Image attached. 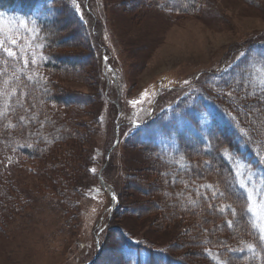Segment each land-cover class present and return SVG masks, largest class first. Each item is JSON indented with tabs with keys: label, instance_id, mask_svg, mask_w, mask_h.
Returning a JSON list of instances; mask_svg holds the SVG:
<instances>
[{
	"label": "rangeland",
	"instance_id": "rangeland-1",
	"mask_svg": "<svg viewBox=\"0 0 264 264\" xmlns=\"http://www.w3.org/2000/svg\"><path fill=\"white\" fill-rule=\"evenodd\" d=\"M79 1L70 0L79 18L77 16L75 21L69 13L63 14L57 24V36H64L61 53L74 57L62 61L73 72L62 75L58 81L62 92L67 91L77 98L88 96L91 100L85 107L79 105L67 112L64 111L65 108L57 106H49L45 113L36 112L44 115V118L51 114L50 120L57 122L56 127L59 126V129L71 121L68 124L70 135H76L80 139H69L70 141L56 144L53 150H47L48 155L42 160H35L36 162L32 158L8 159L6 167L9 170L7 178L10 190L6 189L4 192L7 184L1 181L0 191L12 203L13 216L8 217L11 212L0 216V264H76L88 260L87 256L80 253L79 242L86 241L91 236V226L95 224L98 207L104 205V199L96 198L92 203L86 199L80 200L73 186L80 182L83 175L89 174L86 165H90L89 154L92 148L104 146V140L107 141L105 148L109 146L113 128L104 129L107 102L103 101L100 93L101 82H98L100 79L97 77L99 65L95 57L97 53L95 56L91 54L90 46L84 38L86 33L81 32L79 25L88 32L96 29L109 53L123 66L127 81L124 101L127 108L133 111L132 118L136 122L150 118L158 109L171 107L190 87L200 88L205 72L220 68L231 49L264 34V0H255L253 4L248 0H200L201 12L198 14H175L155 8V4L170 5L179 0H90L88 8L87 0ZM180 3L185 4L183 0ZM0 20L9 24L13 21L4 17ZM0 29L9 36L10 25L0 24ZM53 35L56 36L55 31ZM257 58L264 59L261 56H255L254 59ZM225 65L226 63L223 66ZM48 73L43 70L38 78L27 71L17 82L19 91H28L27 85L35 87L43 80H47L52 87ZM27 76L32 79L28 80ZM243 81L250 85L256 80L247 73ZM193 83L195 84L191 85ZM179 87L181 90L175 89ZM208 88L212 90L211 86ZM38 90L42 92V89ZM58 91L61 92L60 88ZM122 98L120 93L110 98L120 116ZM42 99L40 100L43 101ZM33 101L36 100L31 95L15 96L16 108H22L19 110L20 114L24 110L27 112ZM53 111L58 115L64 112L67 122L55 116ZM14 120L17 124L26 119ZM37 123L38 128L33 135L39 141L51 143L47 137L52 141L54 131L48 132L46 137L44 131L47 126L44 128L41 122ZM133 124L139 126L135 122ZM263 124L264 121L261 122ZM123 142L124 136L121 154L113 155L111 161L110 157L106 158V164L102 167L106 169L105 172L111 170V173L122 174L126 185L123 195L125 210L114 218L113 227L121 228L134 237L139 236L160 247L174 244L187 246L191 236L190 232L184 233L188 228L187 221L177 217L184 214L183 219L189 215L191 218L195 214L198 217L195 221L200 227H204V230L215 227V232L220 233L224 222L218 215L222 206L211 208L215 205L211 185L220 191V181L209 175L210 171L206 166L196 165L195 171H190L189 178L198 181L199 194L195 189L184 191V188H170L173 182L168 180L166 170L161 169L162 165L157 161L153 162L149 152L145 154L142 150L131 149ZM113 153L112 151L111 154ZM121 155L124 166L113 163ZM98 168L99 178L104 180L102 168ZM61 169L65 176L58 179ZM213 170H219L217 162L214 163ZM171 173L174 170H169V174ZM60 187L62 191L72 192L71 197L65 196L60 190L56 193ZM92 189L96 193L101 190L98 187ZM185 192L189 195L184 194ZM260 197L257 202L252 196V207L261 236L264 234V192ZM15 203H18L17 207L14 206ZM207 217L210 220H201ZM239 218L243 220L242 214L238 219L234 218L233 222L245 233ZM91 251L96 253L94 257L98 254L94 246ZM184 252H187L188 258L193 256L192 260L199 261L195 249H186ZM100 253L96 264L102 260L103 250ZM116 254L117 246L111 241L110 249L106 251L108 258L100 263L119 264Z\"/></svg>",
	"mask_w": 264,
	"mask_h": 264
},
{
	"label": "trees",
	"instance_id": "trees-1",
	"mask_svg": "<svg viewBox=\"0 0 264 264\" xmlns=\"http://www.w3.org/2000/svg\"><path fill=\"white\" fill-rule=\"evenodd\" d=\"M254 1L248 0L250 4H253ZM183 3L185 4H181L179 0V2L170 5L158 4L157 6L155 4V8L175 14H198L201 12L200 0H183ZM151 4L153 3L151 2ZM0 13L3 14L0 15V19L3 17L7 20L13 19L11 24L3 23L0 20V24L11 26L9 36L0 29V37L20 40L21 47L25 49L23 52L29 61L33 56L37 61L35 65L30 62L27 69L18 62L16 67L20 69V78H23L27 71L30 75H34L33 77L39 78L44 70L49 72L47 75H50L52 81V87L47 80L41 81L35 87L27 85L28 91H19L18 84L14 80L9 83L8 87L16 86L15 96L31 95L36 100L32 102L33 104L27 112L24 110L20 114L19 110L22 108H16L15 96L10 100L11 107L9 109H5L3 101L0 100V111H7V115L0 116V182L4 181L7 184L4 187L5 192L6 189L10 190L7 178L9 170L6 167L9 158H32L36 162L35 160H42L48 155L47 150L49 148L53 150L57 146L56 144L70 140L79 141L80 139L76 135H70L68 124L71 121L67 122L65 119L67 115L64 112L58 115L53 111L55 116H59L62 121L66 120L67 122V126L65 125L61 129L59 126L56 127L57 122L50 120L51 114L44 118V115L41 116L37 112L45 113L49 110V106L65 108L64 111L67 112L72 107L86 106L91 97L83 95L85 98H77L76 95L65 90L62 92L63 89L59 86L58 79L62 75L65 76L73 72L62 63L63 60H70L73 55L61 53L64 36H57V24L60 23L63 14L69 13L68 15L72 16L75 21L77 20L78 15H76L70 0H0ZM78 27L81 32L86 33L84 38L90 46L91 54L95 56L97 53L95 57L99 65L97 77L100 79L98 82H101L100 93L103 101L107 102L103 119L104 129L113 128V133L107 148H105L107 141L104 140V146H96L90 151V165H86L89 174L83 175L80 182L73 186L77 197L92 203L91 188L101 184L98 167L102 168L106 164V155L113 147L116 130L119 127L120 142L113 150L114 153L111 154L109 161L113 155L121 154L124 136V144L131 149L142 150L145 154L149 152L153 162L157 161L162 165L161 169L166 170L165 175L168 180L173 182L170 188H184V191L195 189L197 194L199 193V184L198 181L189 178L190 171L193 173L196 165L206 166L210 171L209 175L220 181L218 184L220 191L216 186L211 185L212 191L215 193V205H212L211 208L222 206L218 217L222 218L224 222L220 233H217L215 227L210 230L200 227L195 221L198 217L194 213L195 217L191 218L189 215L183 219L184 214L177 217L187 221L186 227L188 228L184 233L190 232L189 235H191V239L188 238L187 246L174 244L160 247L139 238V236L134 237L127 231L112 226L114 218L125 210L124 176L119 173H111V170L105 172L106 169L102 168L104 181L113 185L119 194V201L113 214L108 213L104 216L105 222L101 229H105L100 236L103 257L97 264H101L100 262L108 258L106 251L110 249L111 241L113 245L117 246L116 257L119 264H195L200 261L202 264H264V242L261 240L252 214V198L251 202L247 199L248 193H251L253 199L257 200V197H260L264 192V124L261 125V122L264 121V105H258L255 98V94L264 95V59H254L255 56L264 57V34L249 43L244 42L231 49L221 62L220 68L205 72L206 76H203L200 88L190 87L174 105L163 110L158 109V113L155 112L153 117L146 119V122L134 126L129 118L130 111L124 101L125 93L122 88L120 117L118 109L111 103L110 98L118 96V91L111 80L112 75L106 76L103 71V52L104 50L109 52L106 43L96 29L88 32L80 25ZM54 31L56 36L53 35ZM116 59L114 61L118 65L120 83L125 88L127 83L125 70ZM224 63H226L225 66H223ZM8 71L11 73L12 69L9 68ZM247 73L256 80L250 85L243 81V77ZM226 82H231V87L226 86ZM208 86H211L212 90H209ZM4 87L3 79L0 78V90ZM59 88L61 92L58 91ZM38 89H42V92ZM110 108L112 109L110 110ZM238 109L242 111L238 113ZM250 109L253 111L251 117L248 118L247 113ZM18 114L20 115L18 116ZM21 116L26 120L16 124L14 119H20ZM37 121L43 124L42 127L47 126L44 131L46 137L48 132L54 131L51 135L52 141L47 137L48 142L51 143L39 141L33 135L38 128ZM29 142L32 145H29ZM147 145L151 147L149 148ZM215 162L218 163L219 170L217 171L213 170ZM113 163L124 166L123 155L120 159H115ZM158 167L160 166L158 165ZM171 169L174 170V173L169 174ZM9 174L12 175L11 172ZM63 176L65 175L61 169L58 179H62ZM241 182L246 188L241 187ZM59 190L67 197L72 195V192L62 191L61 187L56 193H59ZM187 193L184 194L189 195ZM173 196L172 194L171 197ZM16 201L19 202L17 199ZM103 203L107 206L108 201L104 198ZM17 204L15 203L14 206L17 207ZM102 207L105 206H100L99 211ZM12 209V203L7 201L0 191V216L10 213ZM12 214L13 212L8 217H12ZM240 214H242L243 220L239 218V221L243 225L241 228L245 233H242L241 229H238L233 222V219H238ZM102 217L103 212L98 214V222H101ZM206 219L210 220L208 217L201 220L206 221ZM229 221H231V225H229ZM113 230L116 232L114 233ZM93 231H95V226L92 225L89 238L92 236L95 238ZM98 231L99 228L96 233ZM193 234L194 237H192ZM81 243L79 242L80 250ZM190 248L195 249V255L199 257V261L192 260L193 256L188 258V254L184 250ZM89 254L88 260L83 262L92 260L96 253ZM79 263L80 261L76 264Z\"/></svg>",
	"mask_w": 264,
	"mask_h": 264
},
{
	"label": "snow or ice",
	"instance_id": "snow-or-ice-1",
	"mask_svg": "<svg viewBox=\"0 0 264 264\" xmlns=\"http://www.w3.org/2000/svg\"><path fill=\"white\" fill-rule=\"evenodd\" d=\"M21 42L16 38L3 39L0 38V78L3 79L5 87L0 90V100L3 101L4 108L9 109L11 107L10 100L16 94V86L8 87L11 81L19 82L20 80V69L16 67V64L22 63L25 68L31 62L33 65L37 63L35 57L33 56L32 60L29 61L28 57L24 54L21 49ZM243 55V53H242ZM11 62V63H10ZM11 68L12 71L9 73L8 69ZM28 80H31V76L26 77ZM187 83V82H186ZM226 86L231 87V82H226ZM255 98L258 105H264V95L255 94ZM242 111L238 109V113ZM253 110H249L247 117L250 118ZM7 115V111H0V116ZM21 120L24 119L23 116L20 117ZM93 171H95L93 169ZM204 187V186H201ZM241 187L246 188L243 182H241ZM211 190V189H209ZM199 194V193H198ZM215 195V193H213ZM206 197V194H205ZM252 194H247V199L251 202ZM261 197H257V202ZM251 211V209H249ZM231 225V221L228 222ZM261 240L264 242V234L261 235Z\"/></svg>",
	"mask_w": 264,
	"mask_h": 264
},
{
	"label": "water",
	"instance_id": "water-1",
	"mask_svg": "<svg viewBox=\"0 0 264 264\" xmlns=\"http://www.w3.org/2000/svg\"><path fill=\"white\" fill-rule=\"evenodd\" d=\"M107 60V59H106ZM117 143H118V141H116V143H115V145H114V147L113 148H111V150L109 151V153H108V155H107V159H109V157H110V154H111V152L113 151V149L115 148V146L117 145ZM102 183H103V185H105V182L102 180ZM112 195H114V197H115V199H114V202L112 201V205H111V208H110V211L112 212V210H114L115 209V207L117 206L116 205V200H117V194L115 193H112ZM99 245V244H98ZM99 249H101V247H98ZM94 261V260H93ZM93 261H91L90 262V264H92L93 263Z\"/></svg>",
	"mask_w": 264,
	"mask_h": 264
},
{
	"label": "bare ground",
	"instance_id": "bare-ground-1",
	"mask_svg": "<svg viewBox=\"0 0 264 264\" xmlns=\"http://www.w3.org/2000/svg\"><path fill=\"white\" fill-rule=\"evenodd\" d=\"M96 252H97V251H96ZM99 254H100V253H98V254L94 257V261H93L92 264H94V263L96 262L97 258L99 257Z\"/></svg>",
	"mask_w": 264,
	"mask_h": 264
}]
</instances>
